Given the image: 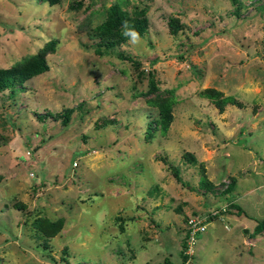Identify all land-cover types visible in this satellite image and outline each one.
<instances>
[{"label":"rangeland","instance_id":"1","mask_svg":"<svg viewBox=\"0 0 264 264\" xmlns=\"http://www.w3.org/2000/svg\"><path fill=\"white\" fill-rule=\"evenodd\" d=\"M111 3L147 28L104 48ZM50 39L47 68L0 91V264H64V247L70 263L264 264V0H0V67ZM65 108L66 124L36 116ZM190 214L206 225L182 259Z\"/></svg>","mask_w":264,"mask_h":264},{"label":"trees","instance_id":"2","mask_svg":"<svg viewBox=\"0 0 264 264\" xmlns=\"http://www.w3.org/2000/svg\"><path fill=\"white\" fill-rule=\"evenodd\" d=\"M45 1L48 4H56L59 3L60 0H41ZM234 5L237 0H230ZM236 13V10L234 9ZM167 25L169 27V31L172 34H175L179 28V23L176 18L169 17L167 19ZM147 28V17L142 12L135 13L134 15L129 14L126 10L122 9L117 3H111L107 7V12L104 20L95 27V34L97 36L98 41L96 42L98 46H102L104 48H112L119 43L125 40V32L132 33L136 35H142ZM54 50V40L50 39L43 46L38 48L33 54L25 57L21 60L16 61L12 65L8 67H0V91L7 89L11 94L17 89H21L23 87V82L32 76L44 71L47 68V60L46 54ZM122 55V54H120ZM123 56V55H122ZM207 97H209L212 102L221 109L225 103H236L235 100L230 96H220L217 92H204ZM158 108V116L149 120L147 122L146 128H148L147 134H150V129L159 128L160 130H164L169 118H170V105L168 101L161 102L157 104ZM70 108H65L62 112H50L46 111L44 113H37V117L39 120L44 119L46 116L52 117L54 119H60L62 124L67 123V119L69 117ZM154 126H151V124ZM189 161H194L193 155L189 154ZM164 160V159H163ZM165 162V160H164ZM170 167L173 176L180 180L177 170L175 167L167 164ZM226 188L229 190V184H227ZM237 208V212L240 213V208ZM54 222L50 223L53 225ZM58 225V224H57ZM264 229V217L257 220L253 226L254 231H260ZM185 238L183 236L181 242L180 253L182 259L186 258V255L183 253V248L185 246ZM67 249L64 247L62 249V255L60 257L61 261L64 264H84L81 262L70 263L65 258ZM164 264H168L169 262L164 258ZM162 264V263H158Z\"/></svg>","mask_w":264,"mask_h":264},{"label":"built area","instance_id":"3","mask_svg":"<svg viewBox=\"0 0 264 264\" xmlns=\"http://www.w3.org/2000/svg\"><path fill=\"white\" fill-rule=\"evenodd\" d=\"M223 209V208H220ZM216 212L213 211L214 214ZM211 217V216H209ZM206 220L195 214H190L185 218V246L183 248V253L187 256L191 253L194 243L196 241L197 235L205 229Z\"/></svg>","mask_w":264,"mask_h":264}]
</instances>
